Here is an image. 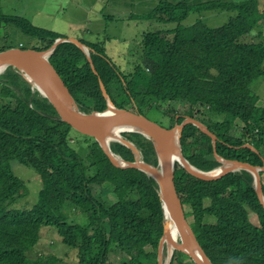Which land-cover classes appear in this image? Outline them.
Listing matches in <instances>:
<instances>
[{
  "label": "trees",
  "instance_id": "16d2710c",
  "mask_svg": "<svg viewBox=\"0 0 264 264\" xmlns=\"http://www.w3.org/2000/svg\"><path fill=\"white\" fill-rule=\"evenodd\" d=\"M260 1L160 0L140 18L167 27L141 35L140 55L130 71L113 61L103 40L79 38L89 55L73 42H61L49 58L81 111L108 109L101 79L117 108L142 114L141 108H154L168 128L186 116L205 124L217 136L215 148L212 138L193 124L184 127L181 138L184 157L198 169L221 166L215 152L262 167L264 105L252 89L264 77V35L256 30L264 19ZM223 12L229 17L222 25L208 24L210 14ZM2 24L17 27L31 42L0 51L17 46L47 51L66 38L21 15L0 13ZM73 130L18 68L9 66L0 74V264H72L56 254L27 253L44 227L57 228L62 242L77 250V264H153L165 221L157 181L139 169L116 166L94 137L77 130L74 136ZM123 136L146 162L158 165L151 139L139 132ZM110 147L121 158L135 160L125 144L114 141ZM14 160L42 179L30 209L15 208L29 189L14 172ZM261 178L264 192V172ZM175 184L213 264H264V203L252 172L241 169L209 181L176 162ZM112 253L124 258L117 255L118 262L112 261ZM183 256L188 255L175 250L170 264H196Z\"/></svg>",
  "mask_w": 264,
  "mask_h": 264
},
{
  "label": "water",
  "instance_id": "95a60500",
  "mask_svg": "<svg viewBox=\"0 0 264 264\" xmlns=\"http://www.w3.org/2000/svg\"><path fill=\"white\" fill-rule=\"evenodd\" d=\"M65 41L75 43L86 52L88 50L76 38H59L47 51L35 48L9 47L0 51V74L9 66L18 68L23 76L55 107L60 118L78 132L94 137L116 166L139 169L157 181L165 212L164 233L158 247V264H170L175 250L187 254L196 264H213L186 217L184 204L179 197L175 184L176 162H179L196 178L209 181L221 178L231 171L248 170L255 176L256 190L262 203H264V192L261 172H264V166H255L239 160H226L216 153L219 161L222 162L220 167L211 171L198 169L184 157L181 138L184 127L194 123L213 139L214 147H216L217 136L205 124L196 118L188 117L181 123H176L172 128H168L142 113L126 108H117L111 102L106 86L101 79L100 86L108 100V109L104 112L87 113L81 111L65 81L49 58L56 45ZM91 67L98 74L93 63H91ZM124 131L141 132L154 142L159 162L157 166L139 158L137 147L122 136ZM175 133H177L176 139ZM115 140L132 148L136 154L135 161L128 162L111 151L110 143ZM174 140L179 141L180 150H178ZM248 146L253 148L252 145ZM178 155L180 159L175 160ZM167 221L175 227L174 233L180 237L179 241H173V234ZM166 240L173 242L174 249L172 254H169V260L164 262Z\"/></svg>",
  "mask_w": 264,
  "mask_h": 264
},
{
  "label": "rangeland",
  "instance_id": "374dc122",
  "mask_svg": "<svg viewBox=\"0 0 264 264\" xmlns=\"http://www.w3.org/2000/svg\"><path fill=\"white\" fill-rule=\"evenodd\" d=\"M160 0H0V13L7 15H21L39 27L60 32L64 39L83 38L87 41L103 42L108 55L124 71H130L140 55V38L147 30L166 28L167 24H152L141 19L140 16L150 11ZM193 3L201 0H191ZM264 6V0L260 1L259 9ZM262 11V10H260ZM208 24L211 26L222 25L229 14L212 13L209 15ZM264 35V19L256 28ZM103 40V41H102ZM19 42L29 43L31 38L17 31L13 25L2 24L0 26V49L4 46L18 45ZM35 43V40L32 41ZM18 47V46H17ZM34 86V85H33ZM35 87V86H34ZM36 88V87H35ZM252 89L259 94L260 104L264 105V77L252 83ZM166 106V105H163ZM177 109L182 112V107L177 104ZM144 114L161 124L169 125L163 120L161 112L154 108H141ZM190 116H186L188 118ZM194 118V117H192ZM238 123V122H237ZM193 124L197 127L196 124ZM200 129V128H199ZM74 136H79L76 130ZM213 140V139H212ZM214 146V143H213ZM215 148V147H214ZM215 158L219 161L216 152ZM14 172L25 180L29 192L22 197L15 208L30 209L38 199V192L42 187V179L32 167L23 165L17 160L12 161ZM251 220L258 223V217L251 213ZM80 218V215H79ZM213 220L216 219L213 217ZM180 237H177V241ZM35 249L27 252L30 256L40 254H56L65 263L77 264V250L69 248L61 240V236L55 227H44L41 230V238L35 245ZM111 254L112 261L118 262L123 255ZM185 262L192 263L188 256L182 257ZM169 260V250L166 246L164 262ZM158 261L153 259V264Z\"/></svg>",
  "mask_w": 264,
  "mask_h": 264
},
{
  "label": "bare ground",
  "instance_id": "6f19581e",
  "mask_svg": "<svg viewBox=\"0 0 264 264\" xmlns=\"http://www.w3.org/2000/svg\"><path fill=\"white\" fill-rule=\"evenodd\" d=\"M118 130H119V129H118ZM118 130H117V132H118ZM176 135H177V133L174 134L175 139H176ZM174 142L176 143V146H177L178 150H180L181 147H180V145H179V141H178V140H174ZM177 158L180 159V156L178 155V156L176 157L175 160H178ZM167 222H168L169 227H170V230L172 231V234H173V241H175V240H177V237H178V236L174 233V232H175V227H174L173 225H171L169 221H167ZM166 246L168 247L169 254H172V251H173V249H174L173 242H171V241H169V240H166V242H165V248H166Z\"/></svg>",
  "mask_w": 264,
  "mask_h": 264
},
{
  "label": "clouds",
  "instance_id": "9594fccd",
  "mask_svg": "<svg viewBox=\"0 0 264 264\" xmlns=\"http://www.w3.org/2000/svg\"><path fill=\"white\" fill-rule=\"evenodd\" d=\"M86 46V45H85ZM87 47V46H86ZM88 48V47H87ZM88 50H89V48H88ZM88 50H87V54H88ZM89 55V54H88ZM6 70V69H5ZM4 70V71H5ZM3 71V72H4ZM170 128H172V127H170ZM124 132H137V131H124ZM124 132H122V136H123V133ZM139 133H141V132H139ZM142 134V133H141ZM144 135V134H143ZM145 136V135H144ZM124 137V136H123ZM147 137V136H146ZM125 138V137H124ZM125 139H127V138H125ZM150 139V138H149ZM128 140V139H127ZM115 141H118V140H115ZM129 141V140H128ZM111 142H114V141H111ZM119 142H121V141H119ZM131 142V141H130ZM121 143H123V142H121ZM132 144H134L133 142H131ZM154 143V142H153ZM124 144V143H123ZM110 145H111V143H110ZM126 145V144H125ZM135 145V144H134ZM127 146V145H126ZM136 146V145H135ZM129 147V146H128ZM137 147V146H136ZM111 148V147H110ZM130 148V147H129ZM131 150H132V148H130ZM138 149V148H137ZM156 149V148H155ZM112 151V150H111ZM133 151V150H132ZM134 153V152H133ZM135 154V153H134ZM116 155V154H115ZM117 156H119V155H117ZM138 156H139V158L140 159H142V160H144L143 159V157H142V155H141V152H140V150L138 149ZM120 157V156H119ZM135 159H136V154H135ZM125 160V159H124ZM127 161V160H126ZM135 161V160H134ZM145 161V160H144ZM128 162H133V161H128ZM220 167V166H219ZM218 168V167H217ZM241 170V169H240ZM237 171V170H236ZM231 172H233V171H231ZM255 177V176H254ZM255 183H256V179H255ZM251 218V217H250ZM252 221V220H251ZM253 222V221H252ZM254 223V222H253ZM254 224H256V223H254ZM259 224V220H258V223L256 224V225H258ZM189 257V256H188ZM173 258V257H172ZM190 258V257H189ZM192 260V259H191ZM193 261V260H192ZM171 263V262H170Z\"/></svg>",
  "mask_w": 264,
  "mask_h": 264
}]
</instances>
